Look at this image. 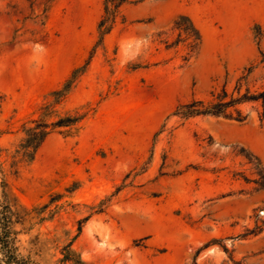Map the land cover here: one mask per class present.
Wrapping results in <instances>:
<instances>
[{"label": "rangeland", "instance_id": "1", "mask_svg": "<svg viewBox=\"0 0 264 264\" xmlns=\"http://www.w3.org/2000/svg\"><path fill=\"white\" fill-rule=\"evenodd\" d=\"M104 15V0H0V212L20 254L264 264L261 103L237 107L244 122L177 114L263 90L264 0H127L102 35Z\"/></svg>", "mask_w": 264, "mask_h": 264}, {"label": "trees", "instance_id": "2", "mask_svg": "<svg viewBox=\"0 0 264 264\" xmlns=\"http://www.w3.org/2000/svg\"><path fill=\"white\" fill-rule=\"evenodd\" d=\"M105 1V15L99 23V30L102 35L110 33L113 25L116 22L117 16L119 14L120 8L127 2V0H104ZM176 29L179 30L180 40L185 36V41L191 40L192 47L199 46L201 43V35L198 29L195 28L194 24L188 17L181 16L175 24ZM179 40V41H180ZM76 74L72 76V80H69L63 90L55 92L53 95L56 97H63L67 94L73 84V79ZM228 93L223 91L219 94L216 99L211 102H206L203 100H194L186 105L179 108L177 114L181 115L183 118H191L195 116H214L223 117L226 119H233L238 122H244L246 116H243L242 111L238 109L245 103H261L263 107V113L260 115L262 121H264V87L263 90L257 93H250L247 91L246 94L238 98H228ZM76 119L67 117L65 119L59 120L53 126L54 128L68 127L73 125ZM48 125L41 123L39 124L30 134L25 142V146L29 149L35 147L38 149L41 144L46 140L50 132L47 131ZM257 167H260V179H264V169L258 158ZM264 187V184H263ZM0 264H39L31 260V258H26L20 254L19 248L16 246V239L13 238V233L10 227V217L4 213L0 212ZM66 263L82 264L80 259H76L74 251L68 249L66 255L62 261Z\"/></svg>", "mask_w": 264, "mask_h": 264}]
</instances>
